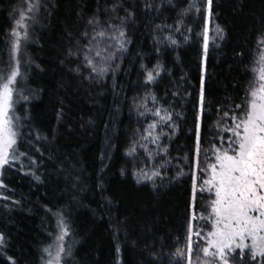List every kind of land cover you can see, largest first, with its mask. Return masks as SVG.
Returning <instances> with one entry per match:
<instances>
[{
    "label": "trees",
    "instance_id": "trees-1",
    "mask_svg": "<svg viewBox=\"0 0 264 264\" xmlns=\"http://www.w3.org/2000/svg\"><path fill=\"white\" fill-rule=\"evenodd\" d=\"M145 2L42 0L33 14L38 22L29 25L28 39L22 42L25 62L20 69L31 95L21 112V125L26 137L31 133L32 147L20 144L19 149L27 150L35 163L21 157V164L3 172L0 233L5 248L0 264H41L43 250L53 244L58 231V214L70 226L64 239L72 247L65 257L68 264H176L179 259L174 253L185 248L193 220L201 87L207 107L200 120V146L207 151L211 143L220 146L217 132L225 139L230 135L215 127L223 116L218 109L244 101L256 41L264 33V0H212L210 18L207 0H195L199 13L184 18L191 32L180 27L177 16L192 0H173L175 7L167 0H147L157 6L147 11ZM117 3L122 6L112 12ZM20 4L21 0H0V62L8 58ZM129 12L134 16L124 20ZM94 18L99 21L95 26L88 23ZM121 20L126 25V51L109 61L112 68L101 78L87 66L83 34L91 37L101 25H119ZM109 43L118 47L115 41ZM88 47L94 57L106 47L105 39L97 36ZM78 48L79 55H69ZM94 62L106 66L99 57ZM157 64L162 67L160 76L145 84L144 68ZM151 95L158 98L156 105ZM141 103L149 109L143 116L144 108L137 107ZM161 105L181 114L174 131L163 129L170 136L162 138L168 149L163 159L170 163L159 168L162 161L155 156L145 167L148 154L134 141H140L139 133L153 121L150 110ZM221 123L226 127L231 121ZM141 143L155 155L157 145ZM131 146L136 147L134 157L127 155ZM153 166L163 176L155 180L157 187L152 181L137 183L139 169ZM180 171L184 175L177 177Z\"/></svg>",
    "mask_w": 264,
    "mask_h": 264
},
{
    "label": "snow or ice",
    "instance_id": "snow-or-ice-1",
    "mask_svg": "<svg viewBox=\"0 0 264 264\" xmlns=\"http://www.w3.org/2000/svg\"><path fill=\"white\" fill-rule=\"evenodd\" d=\"M169 6L175 7L173 0H167ZM122 5L117 3L113 5L112 12H116ZM42 7V0H27L25 7L18 11L19 19L16 21L15 27L11 32V43L9 52V61L5 69H0V170L5 166L11 167L20 157H26L30 164L35 161L29 156L28 151H20V144H28L32 147L31 133L25 136L22 131L23 125L19 123L20 117L16 113V104L20 100H27L28 97L23 95L19 88L22 73L20 72V53L22 42L28 39L27 19L35 21V16H27L26 13H36ZM145 10L149 8L156 9V5L145 2ZM212 0H207V17L212 15ZM200 8L195 0H192L187 7L182 8L178 12L177 21L185 32H191L190 27L184 25V18L192 13H199ZM134 16L132 12L124 20L131 19ZM124 20L120 24L101 25V30L95 35L89 37L85 32L84 58L87 66L97 76L103 77L111 68L109 61L117 58V53L126 51V32L124 31ZM90 25H97L99 21L95 18L89 20ZM166 28L169 26H165ZM19 29V31H18ZM23 31V36H21ZM95 31V28H94ZM180 31V28H175ZM222 30L217 28V36L222 38ZM97 36L104 38L106 47L96 51L95 56L92 47H88L95 41ZM185 39H188L186 36ZM204 56H207L209 48V29L207 23L202 32ZM115 41L118 47L109 43ZM176 44L175 40L171 41ZM257 52L259 59L256 61L258 67H253L252 71L256 74L255 79L250 82L246 91L243 103L236 104L234 108L228 110L218 109L222 111L223 116H219L216 128L223 132L230 133L225 139L217 132L220 146L211 143L207 151L203 154L206 158L202 175V187L200 192L207 191L210 194L209 203L205 209L208 212L207 217L200 215L199 219L205 221L204 226H208L210 221V230L206 234V246H202L198 252H193L192 237L201 236V231H194L189 226L187 236V252L177 249L174 255L183 257L187 264H264V33L257 38ZM78 48L75 53L71 50L69 55H79ZM99 57L106 66H97L94 62ZM143 67V66H142ZM145 84L155 83L156 78L160 76L162 67L157 64L151 70L144 68ZM178 95V93H173ZM151 103L156 105L158 98L151 95ZM138 108H144L140 115H145L149 109L145 104L137 105ZM199 113L197 115L196 124V153L200 155L202 149L200 146V120L206 110V98L203 86L198 98ZM151 115L154 118L147 128L139 133L140 141H134L144 147L148 154V159L144 162L147 167L148 161L160 156L161 161L159 168L165 167L170 161L163 159L168 155L167 147L162 143V138L170 139L168 133L163 129L165 127L174 131L176 127V118L180 113H176L174 109L169 107H153ZM231 121L230 125L224 127L222 121ZM159 129V131H156ZM37 141L41 139L39 135L35 138ZM215 139V137H214ZM141 141H150L153 145H157L155 155L151 149H148ZM39 152V148H35ZM42 154V153H41ZM136 147L131 146L127 155L135 156ZM51 159V157H49ZM199 166V165H198ZM159 168L153 166L145 171L144 168L139 169L137 175V183L152 181L153 187L156 179L163 180V176ZM3 173L0 171V176ZM184 175L182 171L177 173V177ZM37 179H39L37 177ZM2 180H0V188H5ZM197 195V186L195 180L192 186L193 214L191 219L198 218L195 212V200ZM2 199H8L7 196ZM210 209V211H209ZM58 231L53 234V244L44 249L48 259L45 264H68L65 257L71 255L72 247L64 244V239L70 234V226L65 220L63 214L57 215ZM5 248V238L0 233V253ZM53 248L55 253L53 254ZM119 251V247L117 248ZM202 253V256L200 255ZM11 259V258H9ZM14 264V262H13ZM176 264H180L177 259Z\"/></svg>",
    "mask_w": 264,
    "mask_h": 264
},
{
    "label": "rangeland",
    "instance_id": "rangeland-1",
    "mask_svg": "<svg viewBox=\"0 0 264 264\" xmlns=\"http://www.w3.org/2000/svg\"><path fill=\"white\" fill-rule=\"evenodd\" d=\"M26 2H27V0H21L20 7L18 9H16V11H17V20L19 19L18 11L25 7ZM32 2H35V0H32ZM33 14L34 13H26V15L29 16V17L33 16ZM25 22L27 23V25L29 27V25H35L38 21L36 19H35V21H33L32 19H27ZM15 24H16V21H15L12 29H14ZM18 31H19V29H18ZM20 34H21V36H23V31H21ZM9 52H10V46H9ZM23 52L24 51L21 49V53H20V56H19L20 69H22L23 62H25V56L23 55ZM258 59H259V56H258L257 45H256V50L254 52L252 63H251V79L249 80L247 89L249 88L250 82L253 79H255V77H256V74L252 71V69H253V67H258L259 66V65L256 64V61ZM8 61H9V53H8V58L6 60L0 62V69H5L6 68V64H7ZM203 62H204V56H203ZM19 88L22 90L23 95L28 97L27 100H20L16 104V113L15 114L20 117L21 112L26 110L28 102L31 100V95H28L29 92L26 89L25 85L23 84V78L20 79ZM247 89H246V91H247ZM21 118L22 117H20V121H19L20 124H21ZM203 152L204 151H201L199 156H197V153L195 152L196 155H195L194 163H193V181L195 180L196 186H197V195H196V200H195V212L197 213L198 218L195 219V220H198V221H196L197 225L195 226V224L193 222L195 220H192L191 221V225L194 224L193 225L194 231H201V229L203 228L200 237H197V236H193L192 237L193 252L194 253L198 252L199 249L202 246H206V234L210 230V223H211L209 221L208 222V226H204L205 225V221L202 220V219H199L200 215H204L205 217H207L208 212L205 211V209H206V207H207V205L209 203V199H210V194L207 191H204V192H200L199 191V189L202 187L201 170L203 169L204 163L206 162V158H205ZM15 164H21V157H20V159L17 162H15ZM6 168H8V166H5V169ZM5 169L0 170V171H2V173H3ZM2 176H0V180H2ZM2 190H3V188H0V196H2ZM191 200H192V195H191ZM192 203H193V200H192ZM209 211H210V209H209ZM184 246H185V248L183 250H181V251L186 253L187 252V240L185 241ZM54 253H55V249L53 248V254ZM200 255L202 256V253H200ZM47 259H48V255H47V253L44 252L43 261H42L41 264H45ZM179 260L181 261V263L187 264V261L183 257H179ZM193 264H195V257L193 259Z\"/></svg>",
    "mask_w": 264,
    "mask_h": 264
}]
</instances>
